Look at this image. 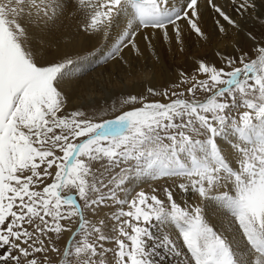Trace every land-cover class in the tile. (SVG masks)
Segmentation results:
<instances>
[{
    "label": "snow or ice",
    "instance_id": "6c2138e0",
    "mask_svg": "<svg viewBox=\"0 0 264 264\" xmlns=\"http://www.w3.org/2000/svg\"><path fill=\"white\" fill-rule=\"evenodd\" d=\"M69 6L125 64L138 38L207 40L205 12L222 35L264 28V0H0V264H264V33L97 121L65 113L78 61L34 45Z\"/></svg>",
    "mask_w": 264,
    "mask_h": 264
},
{
    "label": "bare ground",
    "instance_id": "6f19581e",
    "mask_svg": "<svg viewBox=\"0 0 264 264\" xmlns=\"http://www.w3.org/2000/svg\"><path fill=\"white\" fill-rule=\"evenodd\" d=\"M218 2L223 3V0H218ZM74 3L75 0H73V5ZM203 3L204 0H201L202 6ZM75 12V7L69 6L55 30L38 33L34 45L40 46L49 60L69 55L78 61L77 67L75 66L72 69L70 77L64 81L61 91L68 94L71 106L84 108L83 111L89 116L95 117L105 113V105L114 97L105 90L106 84L110 86L127 85V82L131 81L134 83V88L137 87L138 89L139 84L145 85L153 78L166 74L167 67L174 70L181 64V61L179 63L172 58L176 53H179L177 52L179 48L175 47L176 42L163 41L160 39L159 34L152 40L151 47H148L147 42L142 38H138L141 49L140 55L125 50L123 56L128 61L127 64L120 60L108 61L115 32L107 42H104L101 37H88L80 30L83 18L78 14H74ZM200 26L208 35L207 40L189 33L187 26L183 30V49L180 51L187 54V56L185 54L187 63L184 65L188 67L187 69H191V65L197 64L199 60L220 66V58L217 53L235 56L238 55L237 49L246 52L253 43L248 36V32L251 31L257 36L264 33V28H261L259 24L248 21L247 27L242 32L230 29L227 35L219 34L212 16L208 12L204 13ZM166 44L172 46L171 49H173L170 57H168L169 66L163 61L162 57V55H166L164 54V47H166L164 45ZM102 63L104 64L101 65ZM142 89L145 91V86ZM117 101L115 100V102ZM113 117L107 119H113ZM177 197L178 202H180L182 196ZM173 261L176 262V259H173Z\"/></svg>",
    "mask_w": 264,
    "mask_h": 264
},
{
    "label": "rangeland",
    "instance_id": "374dc122",
    "mask_svg": "<svg viewBox=\"0 0 264 264\" xmlns=\"http://www.w3.org/2000/svg\"><path fill=\"white\" fill-rule=\"evenodd\" d=\"M182 45L178 44V43H175V47L179 48V51H177L179 53L178 54L176 53L175 56L172 57L173 59L177 60L179 63L181 61V64L178 65V67H176L174 70H172L171 68L167 67V71H166V74L168 72L167 75L164 74V75H161V76H157V77L153 78L151 81H148L145 85L139 84V86H138L139 88L138 89H137V87L134 88L135 87L134 83L131 82V81L127 82L128 86L124 85V84H119V85H115V86H110V85L106 84L105 90L109 93V95L114 96V97L107 104L108 107H107V105H105L106 112L101 114V115H97L94 118L97 121H100V120L107 119V118H109L111 116L115 117V116L119 115L122 111H125V110L128 109V107H130V106L119 107V101H120V99L122 97H126L128 95H141V94L147 96L148 95L147 94V89L149 87L157 89V90H163L165 88H169L172 83L177 82L181 72L186 73V74L193 73L194 68L197 66V64L195 63V65H191L192 66L191 69H187L188 67L184 66L185 63H187L186 60H185V57L187 56V54L185 52L180 51V50L183 49ZM164 46H166V47H164V49H165L164 54H166V55H162V57H163V61L165 63H167V66H169V62L170 61L168 62V57H170V54L172 53L173 49H171L172 46H170L169 44H166ZM185 54H186V56H185ZM46 58L48 59L47 56H46ZM52 60H54V59H52ZM108 61H111V60H108ZM103 64L104 63H102L101 65H103ZM80 77H82V76H80ZM150 83H151V85H150ZM125 86H126V88H124ZM144 86H145V91H143V89H142ZM62 93L64 95V100H65V113H70V112L75 111V110L83 111L84 108H79L78 106H71L70 102H69L68 94L65 93L64 91H62ZM104 98H105V96H104ZM148 99L152 100V99H161V98L160 97H148ZM115 100H118L117 101V110L113 111L111 109V105L113 104V102ZM137 106H139V105H137ZM142 187L144 188L145 191H150V187L148 185H142ZM178 196H180V195H178ZM184 198H186V197L182 196L180 198L181 201L184 200ZM105 211H108V210L105 209ZM109 222L111 223V221H109ZM65 236H67V234H65ZM61 244H63V241H61ZM154 259L156 260L157 264H177V258H175L173 255L167 253L164 249L159 250L158 254L154 257ZM173 259H176V262H174ZM167 261H169V262H167Z\"/></svg>",
    "mask_w": 264,
    "mask_h": 264
}]
</instances>
